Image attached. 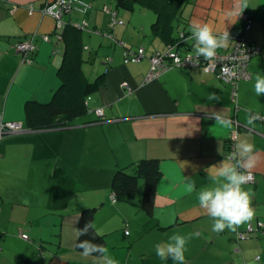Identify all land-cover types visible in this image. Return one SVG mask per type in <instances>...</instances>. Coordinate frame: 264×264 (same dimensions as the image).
Instances as JSON below:
<instances>
[{
    "label": "crops",
    "instance_id": "crops-1",
    "mask_svg": "<svg viewBox=\"0 0 264 264\" xmlns=\"http://www.w3.org/2000/svg\"><path fill=\"white\" fill-rule=\"evenodd\" d=\"M54 1L0 0V117L24 125L0 141V264H100L77 250L79 217L89 208H97L95 228L119 264H173L156 256L155 245L174 233L200 234L187 244L186 264H264V119L245 126L249 111L264 117V96L254 92L255 77L264 76V55L251 59V77L239 82L236 101L230 85L199 66L173 69L148 82L149 57L170 47L167 37L155 32L154 10L139 0H124L128 7L119 0H76L58 40L56 20L41 13ZM232 6L233 0H190L179 11L178 27L190 33L196 19L216 32L226 29L230 40L220 52L233 50L240 39L264 45V0H249L236 23L225 21ZM243 15L250 17V29ZM84 22L87 30H74L73 24ZM33 38L29 65L14 46ZM193 43L187 39L183 51L193 52ZM73 46L78 53L71 56ZM125 48H144L145 58L126 63ZM70 56H81L90 81L87 71L95 79L104 75L99 91L85 100L86 112L56 125L60 118L38 108L28 123L27 102L55 100L63 82L60 68ZM212 93L220 99L210 100ZM220 112L233 121L231 129L216 125L212 115ZM31 123L39 128L31 129ZM235 132L261 157L252 170L256 183L244 185L255 215L235 232L216 233L197 193L211 184L206 169L229 155ZM142 159L160 160L151 215L138 207L141 184L134 198L115 196L113 202L116 171ZM188 184L196 190L189 193Z\"/></svg>",
    "mask_w": 264,
    "mask_h": 264
},
{
    "label": "clouds",
    "instance_id": "clouds-1",
    "mask_svg": "<svg viewBox=\"0 0 264 264\" xmlns=\"http://www.w3.org/2000/svg\"><path fill=\"white\" fill-rule=\"evenodd\" d=\"M248 7L249 0H233L232 8L225 13V21L236 23ZM189 31V40L194 41L192 47L194 55L203 56L210 61L215 58L217 50L226 46L230 40L226 29L223 33L216 32L208 23L196 19L191 22ZM254 92L257 96H264V76L255 77ZM209 99L218 101L220 97L212 93ZM212 118L217 121L216 125L226 129L233 127V121L226 118L222 112L213 113ZM260 119L264 117L249 111L245 126L255 127V122ZM260 159L252 143L246 139H236L235 150L218 165L206 169L211 184L198 191L197 200L199 206L212 219L213 232L221 233L225 230L235 232L239 226L254 218L255 210L252 207L251 195L245 190L244 185L251 181L252 170L257 167ZM195 190L194 184L187 185L189 193ZM90 229H95V223L89 222L83 229L78 230L79 236L88 234ZM96 233L100 235L98 231ZM199 235L174 233L167 242L155 245V254L163 261L171 259L173 264H186L187 244ZM77 246L82 249L83 256H97L100 264H119L105 245L85 240Z\"/></svg>",
    "mask_w": 264,
    "mask_h": 264
},
{
    "label": "trees",
    "instance_id": "trees-1",
    "mask_svg": "<svg viewBox=\"0 0 264 264\" xmlns=\"http://www.w3.org/2000/svg\"><path fill=\"white\" fill-rule=\"evenodd\" d=\"M189 1L190 0H139V3H141L145 8L154 10V12L156 13L157 20L153 25V27L155 28V32L157 34L159 33V35H164L165 37H167L169 46L177 48L180 52V55L182 56H186L187 54L191 53V51H183L187 39L184 40L182 38V35L188 36L190 35V33L180 31L181 29H179L178 24L179 21H181V15H179V11H181L182 6ZM119 4L124 5V7H128L126 4H124V0H119ZM114 20H118L117 17H115ZM117 22L121 25L125 24L124 21L121 20H118ZM73 28L74 30L81 31V28L77 27L76 24H73ZM67 32L68 31L66 30V32L64 33V38L65 36H67ZM249 43L258 45L254 42ZM259 46L263 45L259 44ZM71 49L73 50L71 56H73L76 51L78 53V49L74 48V46ZM125 49V52L130 54L132 52L138 51L141 48H138L136 50L128 48ZM154 54L149 57L150 62ZM80 57L81 56H76L75 58L71 57L69 60L67 58V61L65 60L60 68V75L63 79V82L54 94V99L56 100L58 98L57 101H59V103H56L55 100L46 105H43L36 101L27 102L26 121H28V123L34 120L31 117V113H34L38 108L45 109L44 115H49L50 117H53V119L60 118L56 125H66L64 123V119H67L68 117L75 118V116H80L86 112V106L84 104L85 100L88 96L99 91L104 75L98 77V79L94 81H90L85 76L84 71L81 68L82 59H80ZM128 57L129 56L125 57L124 55L126 63H139L128 61ZM144 58L145 52L140 62ZM199 67L203 69L202 66ZM173 69L185 70L186 68ZM173 69H169V71ZM169 71H167V73ZM75 101L76 103H74ZM40 113H42V111H37V114ZM261 116L263 117V115ZM29 126L31 129L39 128L33 126L32 123ZM46 127L47 126H45V128ZM230 142L231 140L229 139L228 146ZM142 179L144 180V191L142 200H140V202L138 203V207L151 215L153 212L157 185L161 179V167L159 159H142L132 163L127 167L118 169L113 178L112 189L114 195L118 200L132 199L137 194L139 182ZM96 213L97 208L84 209L79 217L78 229H83L89 222L94 223ZM95 229H90L88 234L86 235H78L77 245L82 241L88 240L96 244L107 246L105 236L101 234L98 235L96 233L97 230ZM77 250L82 253V249H79L78 246ZM90 257L98 258L95 255Z\"/></svg>",
    "mask_w": 264,
    "mask_h": 264
},
{
    "label": "built area",
    "instance_id": "built-area-1",
    "mask_svg": "<svg viewBox=\"0 0 264 264\" xmlns=\"http://www.w3.org/2000/svg\"><path fill=\"white\" fill-rule=\"evenodd\" d=\"M76 0H56L51 4H47L41 9V13L44 15H50L56 20V28H55V37L58 40H61L62 32L65 28L64 17L66 14L70 13L73 9L76 8ZM83 5L82 3H79ZM88 7L87 5H85ZM33 7H30V13H33ZM106 12L111 13L108 9ZM114 19L116 17L115 14H112ZM243 20L247 21V29L251 28V21L248 15L242 16ZM81 29H85L87 27V23H83L82 25H77ZM189 36L182 35L184 40L189 39ZM45 41H49L48 37H45ZM18 55L21 56L24 63L31 65L32 59L30 55L35 51L36 44L34 38L31 40H25L23 42H19L14 46ZM145 50L143 48L138 51L132 53H126L125 57L128 61L132 62H140L143 58ZM257 55H264V45H254L247 42L244 39H240L237 41L235 47L231 51L220 52L217 51V54L214 59L207 60L203 56H195L193 52L187 54L186 56L180 55V52L175 47H169V49L165 53H155L151 58V70L148 74L147 80L154 81L159 79L163 74L167 73L169 69L173 68H191L195 66H202L206 73L214 74L219 79L227 83L232 87V99L236 101L239 82L241 80H249L251 75L249 73V64L253 57ZM133 56V57H131ZM124 86H128V83H125ZM97 114L99 116L103 115V110L98 109ZM24 130L23 124L20 122H6L0 117V141L8 134L11 133H20ZM235 138V139H234ZM238 138L237 133H233L230 137L229 144V155L235 150V142ZM256 176L252 173V179L247 184H255ZM117 199L115 195H113V202H116ZM249 231H252V226L248 228ZM22 237L24 239H28L29 236L25 233H22ZM243 238L244 235L241 234Z\"/></svg>",
    "mask_w": 264,
    "mask_h": 264
},
{
    "label": "rangeland",
    "instance_id": "rangeland-1",
    "mask_svg": "<svg viewBox=\"0 0 264 264\" xmlns=\"http://www.w3.org/2000/svg\"><path fill=\"white\" fill-rule=\"evenodd\" d=\"M137 8H140V6H136ZM150 12V11H149ZM104 13V12H103ZM150 14H151V16H153V14L150 12ZM83 30V29H82ZM84 30H87V27H85V29ZM258 57H263L262 55L261 56H258ZM85 69L87 70V67L85 66ZM87 73H88V77L89 78H91L92 79V81H94V80H96L95 79V76L92 78V76H91V74L87 71ZM148 78V77H147ZM148 82H150L149 80H147ZM139 184H141L143 187L141 188L142 189V192L144 191V180L142 179V180H140V182H139ZM139 189V188H138ZM137 193H138V191H137ZM140 200H142V198L140 199ZM139 203V202H138ZM96 260H99L98 258H95Z\"/></svg>",
    "mask_w": 264,
    "mask_h": 264
}]
</instances>
